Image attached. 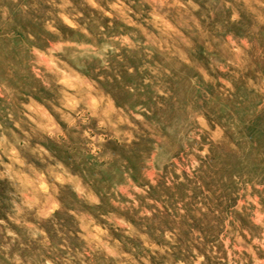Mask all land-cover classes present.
<instances>
[{
	"label": "rangeland",
	"instance_id": "obj_1",
	"mask_svg": "<svg viewBox=\"0 0 264 264\" xmlns=\"http://www.w3.org/2000/svg\"><path fill=\"white\" fill-rule=\"evenodd\" d=\"M0 264H264V0H0Z\"/></svg>",
	"mask_w": 264,
	"mask_h": 264
}]
</instances>
